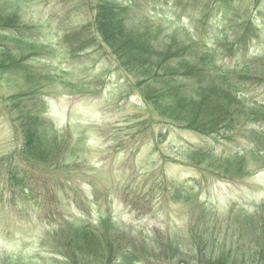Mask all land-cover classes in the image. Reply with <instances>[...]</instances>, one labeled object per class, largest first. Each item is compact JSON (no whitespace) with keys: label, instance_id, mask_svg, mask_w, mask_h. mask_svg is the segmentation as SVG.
Returning <instances> with one entry per match:
<instances>
[{"label":"rangeland","instance_id":"obj_1","mask_svg":"<svg viewBox=\"0 0 264 264\" xmlns=\"http://www.w3.org/2000/svg\"><path fill=\"white\" fill-rule=\"evenodd\" d=\"M7 1L14 0L0 3ZM87 1L17 2L22 21L40 27L41 48L32 54L30 64L53 77L44 93L46 118L54 124L60 143L51 163H26L18 151L22 135L6 101L24 84L0 76V261L59 264L64 260L58 246L64 234L75 237L83 224L99 235L105 232L115 246L132 255L148 256L135 264H176L180 257L190 261L198 242L190 234L193 227L206 225L213 231L215 227L217 244H230L227 239L241 226V219L255 214L264 203V146L255 149L256 156L249 151L255 145L244 133L224 143L159 118L93 30L92 48L72 52L63 46L59 36L90 25L93 6ZM119 1L129 5V0ZM131 1V19L170 18L174 22L165 24L169 32L196 35L198 29V35L213 45L241 34L235 26L228 32L225 26L218 34L200 30L197 17L181 16L174 0ZM204 1L195 5H205ZM252 2H233L234 7H244L240 15H248L258 32L247 62L264 57V0L260 12L243 5ZM242 93L250 103H264V88ZM211 148L218 157L230 149L249 153L243 166L223 178L212 174L217 158L201 157ZM8 171L19 172L23 189L9 186ZM248 241L253 240L242 235L231 239L239 249ZM170 242L183 253L176 259L160 256ZM228 251L238 263L244 260L245 251L233 246Z\"/></svg>","mask_w":264,"mask_h":264},{"label":"trees","instance_id":"obj_2","mask_svg":"<svg viewBox=\"0 0 264 264\" xmlns=\"http://www.w3.org/2000/svg\"><path fill=\"white\" fill-rule=\"evenodd\" d=\"M174 1L181 16L193 13L197 17L195 22L200 30L218 34L225 26L227 32L235 26L241 34L233 41L224 38L217 40L220 45H213L198 35V29L196 35L169 32L165 24L170 18L155 22L147 15H139L131 19L129 10L134 4L131 0L124 6L119 0H88L87 4L93 6L90 25L64 33L59 36L60 42L72 52L88 50L94 45L93 30L94 37L98 36L100 43L111 51L120 68L135 81L142 100L159 118L205 137H218L224 143L233 142L238 133H244L245 139L255 145L250 153L257 156L255 149L264 146V103H250L242 93L248 88H264V57L246 61L253 41L258 39L254 21L244 13L240 15L244 7H234L235 0H205L206 4L200 7L195 5L197 0L189 5L183 0ZM252 1L243 5L248 8L253 5L259 12L263 10L262 0ZM17 2L0 3V76L13 77L9 81L16 78L24 84L20 92L6 100L22 135L20 156L28 164H47L53 161L60 143L54 124L46 118L48 103L44 93L53 77L30 64L32 54L41 48L37 38L40 27L22 21ZM233 150L218 157L211 148L199 155L217 158L212 174L227 178L236 166L244 165L249 153L244 148ZM18 173L7 172L13 189H23V179ZM240 225L228 237L230 244L221 245L217 244L215 227L214 231L206 225L193 227L190 234L198 242L197 253L190 261L178 258L183 253L171 242L160 256L178 258L176 264H264V203L255 214L244 216ZM98 233L85 224L78 228L75 237L65 233L58 245L64 259L59 264H135L140 259L148 260L144 252L132 255L129 250L115 246V240L107 238L105 232ZM237 235L253 241L239 249L237 242L231 243ZM232 246L245 251L240 263L228 256V248L232 250ZM0 264L22 262L7 259Z\"/></svg>","mask_w":264,"mask_h":264}]
</instances>
